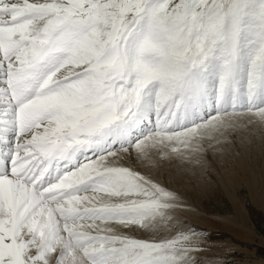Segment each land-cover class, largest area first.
<instances>
[{
	"label": "snow or ice",
	"instance_id": "1",
	"mask_svg": "<svg viewBox=\"0 0 264 264\" xmlns=\"http://www.w3.org/2000/svg\"><path fill=\"white\" fill-rule=\"evenodd\" d=\"M251 125L264 0H0V264H204L143 169L203 180Z\"/></svg>",
	"mask_w": 264,
	"mask_h": 264
},
{
	"label": "rangeland",
	"instance_id": "2",
	"mask_svg": "<svg viewBox=\"0 0 264 264\" xmlns=\"http://www.w3.org/2000/svg\"><path fill=\"white\" fill-rule=\"evenodd\" d=\"M259 134L264 138L259 126L242 128L235 161L203 180H189L190 186L182 188L178 183L185 165L177 160L160 159L143 169L165 187L184 195L187 208L177 215L202 232L204 251L197 256L204 264H264V141L260 145L246 142L249 136L257 138ZM226 176L230 178L225 180ZM143 238H150V234H143Z\"/></svg>",
	"mask_w": 264,
	"mask_h": 264
},
{
	"label": "bare ground",
	"instance_id": "3",
	"mask_svg": "<svg viewBox=\"0 0 264 264\" xmlns=\"http://www.w3.org/2000/svg\"><path fill=\"white\" fill-rule=\"evenodd\" d=\"M253 126H257V125H253ZM263 132H264V129H263ZM254 135H256V134H254ZM262 135L263 134H259V137H257V138H255V137H248L247 138V141L246 142H252L251 144H253V142L255 143V145L256 144H258L259 143V145H260V142H262V141H264V138H262ZM247 143V144H248ZM251 144H249V146L251 145ZM256 147V146H255ZM245 148V147H244ZM246 149V148H245ZM244 149V150H245ZM253 149V148H252ZM248 152H249V150H248ZM244 156V155H243ZM242 156V157H243ZM239 159H240V157H239ZM235 163H237V162H235ZM187 166L185 165L184 166V168L181 170V172H180V175H179V177H178V183L182 186V188L183 187H185V186H187L188 184H189V180H195V179H193V178H191L190 177V175L187 173V172H185V168H186ZM147 174H149L148 172H147ZM153 179H155V177L153 176V175H151V174H149ZM230 177H228V176H226L224 179L225 180H227V179H229ZM198 181H200V180H198ZM194 182H196V181H194ZM200 183V182H199ZM202 183V182H201ZM201 185V184H200ZM189 186H190V184H189ZM194 187V186H193ZM196 187H198V185L196 186ZM185 191V190H184ZM187 191V190H186ZM178 193H180V192H178ZM198 194V193H197ZM181 195V194H180ZM183 196L184 195H181V197H182V199H183ZM182 212H184V209H182ZM183 214H185V213H183ZM194 217V216H193ZM137 236H141L142 234L141 233H137L136 234Z\"/></svg>",
	"mask_w": 264,
	"mask_h": 264
}]
</instances>
